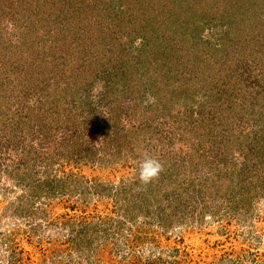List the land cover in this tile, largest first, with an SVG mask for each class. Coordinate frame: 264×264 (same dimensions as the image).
<instances>
[{
	"label": "rangeland",
	"instance_id": "rangeland-1",
	"mask_svg": "<svg viewBox=\"0 0 264 264\" xmlns=\"http://www.w3.org/2000/svg\"><path fill=\"white\" fill-rule=\"evenodd\" d=\"M81 1L0 0V152H6L7 134L13 135L25 109L29 112L50 100L56 109L49 119L60 127L56 145L68 125L63 106L77 103L74 112L67 113L76 121L84 117L81 110L87 112L88 104L101 105L98 110L109 117L107 123L127 134V140L113 143L115 149L126 148L131 157L123 150V157L118 155L111 166L73 165L82 183L96 178L117 190L116 195L91 192L86 199L72 194L38 198L35 185L29 189L0 171V264H11L7 253L17 254L13 264H264V0H96L89 8ZM120 7L134 17L130 32L113 25L121 23L119 15L112 25L103 26L108 35L102 39V26L96 25L92 13L100 17ZM99 8L105 12L99 14ZM63 12L71 14L67 21L61 19ZM157 15L165 20L160 31L171 30L179 19L186 26L197 22L195 43L171 40L174 47L190 52L186 59L193 73L190 77L189 68L178 72L175 87L186 84L188 93L186 100L178 99L183 106L174 114L164 110V103L170 106L174 100L169 89L159 92V99L155 90L163 86V46L168 43L159 44L150 31L158 23L153 20ZM44 55L47 62L39 63ZM106 71L116 96L104 100L100 89L108 83ZM190 114L187 147L174 129ZM86 126L82 131L97 140L93 132L100 127ZM145 156L158 159L170 175L157 177L144 190L130 189ZM215 172L223 173L222 178L209 176L210 183L218 181L224 188L223 208L218 211L212 201L214 208L202 212L189 188ZM248 181L249 188H244ZM240 183L237 192L234 186ZM124 188L127 193L119 192ZM127 194L145 200L143 212L126 215L121 201ZM22 198L33 199L47 216L21 212ZM65 214L83 215L92 222L98 215L125 222L120 229L103 225L93 233L90 227L92 234L86 237L98 235L94 240L77 236L84 237L78 247V242L67 241L76 236L61 222ZM35 223L42 229L32 232Z\"/></svg>",
	"mask_w": 264,
	"mask_h": 264
},
{
	"label": "trees",
	"instance_id": "trees-1",
	"mask_svg": "<svg viewBox=\"0 0 264 264\" xmlns=\"http://www.w3.org/2000/svg\"><path fill=\"white\" fill-rule=\"evenodd\" d=\"M84 2H87L86 7L89 8L95 5L96 0H82L81 4L83 5ZM97 10L99 11V14L105 12V9L102 10L101 8H99ZM97 14L98 13L96 14L92 13V16L96 18L95 19L96 25L102 26V28L100 29L98 28L101 33L100 37L102 39L105 38L104 35H108L107 34L108 32L102 31L103 26L104 25L108 26V24L112 25L113 24L112 22H115L118 19L117 17L119 18L122 17L123 21L121 20V23H116V25L115 24L113 25L116 27L122 26L123 28L121 27V30L123 31V33L130 32V27H131L130 22L133 20L134 17L131 15V12H129L125 7H120L117 9L112 8L111 11L108 10V13H105V15H102L100 17L99 16L97 17L96 16ZM70 15H67V12H63L62 14L63 18L61 17V19L67 21ZM159 15H164V18H165L166 13L165 14L161 13ZM86 16L88 15H85V17ZM157 17H155L153 20L158 23L156 25L153 24L155 25L153 27L154 30L152 26H150V31H152L153 32L152 34L155 35L158 39H160L159 41H157L159 42V44L163 40H167L168 43L163 46V52H164L165 59L163 61L162 66L165 68V70L167 69V71L164 74H161L162 77L160 79L159 84H163V86L156 88L155 90H156V95L159 99L158 93L162 92L164 89H167V88L169 89L170 91L169 96L171 98H174V100H172V103L170 106H166L164 103V106H165L164 110H168V112H171L172 114H174V111L180 112L181 106H183L182 104L181 105L178 104V99L179 98L184 99L185 94L187 95L188 93L186 84L182 85L180 83L178 87H175V85L177 82L176 78H177L179 70L181 71L180 73H185L186 71H188L189 65H187V62H188L187 59H189L188 55L190 52L186 53L187 49L179 47L176 44L174 47L171 43L172 42L171 40L177 39L178 43H181L183 40H185L189 42L191 45L195 43L197 41L196 40L197 36H196V31H195L196 25L194 24L197 22L193 20L191 22L193 23L194 26H192V23H190L191 25L186 26L184 21L179 19V21H174L176 25H174V27L171 30L160 31L159 27H161V25L162 27L164 26L163 22L165 20H161L162 18L159 19V17L158 18ZM160 20L161 22H159ZM25 26L29 28V23L26 24ZM140 26H141L140 30L146 31V28H145L146 26H142V25ZM189 27H192L191 31ZM67 30L69 33V29ZM112 30L109 32V34L112 32ZM121 30L119 31V33L121 32ZM83 44H86V42L84 41ZM143 45H146V46L148 45L147 38H146L145 44L143 43ZM47 58L48 57L44 55V57H41V59L39 60V63L44 62V61L47 62L48 60ZM179 58H182V59H179ZM196 58H198L197 55L195 56V59ZM177 59L179 60L177 61ZM185 59L186 61H184ZM46 62H44L43 64H45ZM56 62L58 65L60 64L59 60ZM180 64L181 66H178ZM123 65H124V62H123ZM71 71L74 72V70H71ZM106 73L108 74L107 75L108 83L104 85V88L100 89L102 92L105 91L106 96L103 97L104 100L111 99L116 96L114 95L115 94L114 92H111V90L114 91V89L112 88L113 85L109 79L110 72L106 71ZM192 74L193 73L191 72V69H190L189 71L190 77L192 76ZM68 77H69V74H68ZM129 80H134V78L130 77ZM169 85H171V87H167ZM132 90L133 89L131 87V89L128 91L132 93L131 92ZM75 104L77 103H69L66 106H63L64 120L67 119L66 123H68V125H66L65 123L66 126H63L64 127L63 131L65 132V135L62 137L61 143L59 145H56V143L54 142L55 141L54 138L56 139L55 136H56V133L60 131V127L57 129V121L54 122L56 123L54 124L49 119L50 111L53 109L54 110L56 109L53 101H50V100H47V102H45L44 104L41 103L39 106L36 105V108L30 107L29 112H28V109H25L24 113L19 118H17L15 121L16 127L15 129H12L11 131L13 132V135L7 134V137L5 140L6 152L4 151H3L4 153L0 152V165L2 164V167H3V163L6 160H9V161H6V163H4L5 164V167H3L4 169H2L0 166L1 168L0 171L4 172L5 174L8 173L9 177L15 178L16 180H18L17 183L24 184L25 186H28L29 189L32 187V185H35V187L39 191V192L37 191L38 198L48 197V199H50V198H55V197H60V196L68 197L70 196L69 194H72L76 198H78V196H81L84 199H86L88 197V194H90L91 192H96V193H100V192L113 193L114 192V195L117 194L115 193L117 190L116 189L114 190L115 185H109L107 183L100 184V182L96 178H95L96 181H92L91 179L90 180L91 182L87 181V182L82 183L83 181L81 180V175L76 172V169H74L73 165H76V167H78V165H81V164H84V165L87 164L89 166L93 165L95 167L96 165L111 166L113 165V163H115V159L118 157V155L120 157H123L124 153L126 154V156H128V158H130L131 155L127 152L126 148L119 146L121 148L115 149V146L113 145V143L115 144V141L116 142L118 141V143H120L121 139H126L127 134L124 132L120 133L119 132L120 130H116L112 128L113 126L107 123V120H109V117L105 119V116H102L103 113L101 115V113L98 110L101 105H99V107L96 108V107H91V104H88L90 105V107L87 109V112L84 111L83 109L81 110V112H83V115H84V117H82L83 119L76 118V121H75V118L73 119L68 118L69 115L67 113L71 112V110L75 107ZM176 105L178 106L176 107ZM67 107L68 109H66ZM103 108L105 109L106 106L103 105ZM72 112L74 111L72 110ZM99 115L101 116L98 117ZM191 116L193 115L190 114L187 119L182 118L178 120L179 122H182V124H178L179 122L177 121L175 124L176 127L174 129L176 130V132L178 131L179 136L183 138L181 139V141H183V144L187 147H188V143L187 144L185 143L187 142L186 137L192 130V126L190 122L192 121L190 119ZM99 118H100V121H98ZM101 119H103V121H101ZM177 119L178 117H173L174 121H176ZM104 120H106V122ZM88 124H90L92 128H95L97 125H98L97 127H100L99 130L96 129L97 131L93 132L94 136L97 139L95 141L92 140L91 134L88 135V133H85L84 130L82 131V125L85 128L87 127L86 125ZM201 124H202L201 121L196 123L198 127H200ZM9 128L11 129V127ZM142 130L143 129H141V132H143ZM98 131L102 133V137ZM165 132L167 131L165 130ZM173 136H175V134ZM58 138L60 139L61 137H58ZM105 138L108 140V142L104 140ZM126 142L127 144L129 143V141H126ZM93 144L97 145V147L96 146L94 147ZM0 146H2L1 143H0ZM128 147H129L128 148L129 151L132 152L131 150L133 149V147H131V144ZM185 148L186 147H184L183 149ZM53 150L55 151L53 152ZM123 150H124V153H123ZM134 151L136 152V150ZM185 156L186 155H183L182 157H180L182 161L186 160ZM167 174L170 175L168 171L165 172L163 169L160 172L158 178L162 179L163 175L166 176ZM222 174L223 173H220V172L206 174V178L204 177L203 180L198 181L196 184L192 183L191 185L192 188H189L195 191V193L193 192L194 197L196 198L195 202L196 204L197 203L199 204L200 210L202 212L204 210H210V208H214V205L211 204L212 201L216 202L215 208L218 211H220V209L222 210L223 208L222 204L224 203L223 201L224 195H222V192L224 191V188H221V183H218V181H215L216 183L214 184L210 183V181L212 180L210 177L217 176V177L222 178ZM254 183L256 184V182ZM151 184L152 183H149L148 185L141 184L138 180V172H137L136 178L133 180V184H130L129 188L132 189L133 187H137V188L141 187V189L144 190ZM242 186L244 188H249L250 182L248 181L246 184L243 183ZM242 186L240 183V184H236L234 188L238 192L242 189ZM125 188L127 189L126 186ZM125 188L123 189L124 191L119 190V192L124 193V194L127 193L125 191L126 190ZM252 188H254L256 192L259 186L258 185L252 186ZM142 190L140 191L143 192ZM167 193L169 195H173V193H170V192H167ZM33 195L37 196L36 193H34ZM216 198L219 199L218 201L220 202L216 201ZM58 199L59 198H57V200H53L52 203H54L55 201H58ZM144 202L145 200L138 199L132 196H128L127 194V196H125L124 199H122L121 205L124 208H126L127 210L126 215H128V213L131 214V212H137V213L143 212V207L141 206V204H143ZM19 206H20L19 207L20 211L23 213L25 212V214L28 216L36 217L38 214H40V216H42L41 218L43 219L47 216L45 209H43L42 207H38L40 206L38 204H34L33 199L31 198H28V199L22 198ZM35 207L40 208V209H37ZM67 216L68 217L67 218L64 217V219L61 220V222L64 225H68L71 229V233H74V236H76V237H73L72 235L69 236L67 238V241L69 242L74 241V243L78 242L79 244L78 247L81 245V243H83L82 241H84V237L86 239L90 238V237H86L89 235L90 227L92 228V233H93L99 230L100 228H102L103 225H105V228L108 226L114 227L115 225H117L118 229H120L123 223L125 222V220H118L117 218H115V223H113L114 218H112V216L110 217V219H107L106 217H101L98 215L97 220L94 222L89 221L87 217L85 218V216L83 215H81V218L79 217V215L78 216L77 215L76 216L67 215ZM219 216L222 218L221 212H219ZM219 216H216V217H219ZM40 229H42V226L38 223H35L33 229L30 231L36 232V231H39ZM91 234L89 236H91ZM81 235H84V237L81 238V240H77V236H79L80 238ZM97 235L98 234L94 235L90 239L94 240L95 236ZM5 239L7 240V242H9V239L7 237H5ZM8 248H10V244L7 245L6 252H8ZM16 256L17 254L7 253V258L9 260V263L13 264L14 260L16 261L18 259V257Z\"/></svg>",
	"mask_w": 264,
	"mask_h": 264
},
{
	"label": "clouds",
	"instance_id": "clouds-1",
	"mask_svg": "<svg viewBox=\"0 0 264 264\" xmlns=\"http://www.w3.org/2000/svg\"><path fill=\"white\" fill-rule=\"evenodd\" d=\"M162 170L163 165L158 159L146 156L139 165L138 180L141 184L148 185L158 177Z\"/></svg>",
	"mask_w": 264,
	"mask_h": 264
}]
</instances>
